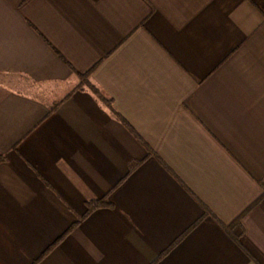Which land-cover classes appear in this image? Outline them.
I'll list each match as a JSON object with an SVG mask.
<instances>
[{
	"label": "crops",
	"instance_id": "crops-1",
	"mask_svg": "<svg viewBox=\"0 0 264 264\" xmlns=\"http://www.w3.org/2000/svg\"><path fill=\"white\" fill-rule=\"evenodd\" d=\"M0 154V264H264V0H0Z\"/></svg>",
	"mask_w": 264,
	"mask_h": 264
},
{
	"label": "trees",
	"instance_id": "trees-1",
	"mask_svg": "<svg viewBox=\"0 0 264 264\" xmlns=\"http://www.w3.org/2000/svg\"><path fill=\"white\" fill-rule=\"evenodd\" d=\"M91 74H92V71H90V72H88V73H86V74H81L80 76H81V78H82V83H84L85 81H87L88 83H89V81H88V79H89V77L91 76ZM93 87V90L95 91V93L97 94V95H99L100 96V98H102L103 100H104V102L105 103H107V104H111V101L110 100H108V99H106V98H104L103 96H102V94L100 93V91L95 87V86H92ZM55 105H57V104H55ZM3 158H2V155L0 154V160H2ZM97 202H96V204H95V202H94V204L92 205V208H96L97 207ZM70 232V231H69ZM68 232V233H69ZM240 235V234H239ZM63 238V237H62ZM60 240H61V238H60ZM60 240H58L57 241V243H59V241ZM56 243V244H57ZM49 251V250H48Z\"/></svg>",
	"mask_w": 264,
	"mask_h": 264
}]
</instances>
